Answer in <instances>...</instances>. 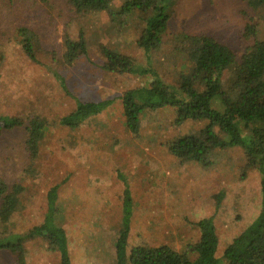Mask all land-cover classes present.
<instances>
[{"label":"rangeland","instance_id":"1","mask_svg":"<svg viewBox=\"0 0 264 264\" xmlns=\"http://www.w3.org/2000/svg\"><path fill=\"white\" fill-rule=\"evenodd\" d=\"M123 1L113 0L111 13L78 18L68 0H49L47 5L40 0H0V116L25 124L36 117L45 128L33 165L25 150V127L0 137V180L23 188L17 212L0 224V238L3 243L18 239L26 264H59L43 240L25 237L42 223L46 195L57 185L55 223L66 233L72 264H112V242L126 216L127 250L166 245L192 262L190 247L199 238L198 222L212 220L216 257L221 258L226 245L257 215L259 173L246 167L239 146L211 150L199 163H182L167 146L185 136L202 138L207 122L189 120L176 126L174 108L164 107L142 113L139 131L131 134L119 97L152 79L180 93V80L193 66V49L181 35L213 37L239 56L251 44L242 35L250 17L257 24L256 38L264 41V5L256 7L252 0H178L164 42L145 54L137 44L142 20L132 13L119 16ZM19 28L29 32L24 39L18 36ZM80 34L85 55L75 65L63 66L65 37L76 41ZM25 40L35 63L26 55ZM105 51L127 58L141 75L111 71L112 54ZM148 68L156 77L142 73ZM52 74L64 78L67 91L83 102L113 103L77 128L61 127L58 120L74 110L75 102L56 86ZM224 75L225 85L233 81L232 68ZM125 196L129 209L123 207ZM13 263L9 253H0V264Z\"/></svg>","mask_w":264,"mask_h":264},{"label":"trees","instance_id":"2","mask_svg":"<svg viewBox=\"0 0 264 264\" xmlns=\"http://www.w3.org/2000/svg\"><path fill=\"white\" fill-rule=\"evenodd\" d=\"M44 5L49 0H40ZM113 0H68L69 6L78 18H84L96 12L107 11ZM178 0H124L120 4L118 15L126 17L132 13L142 20L138 47L143 53L158 50L164 42L168 30L171 11ZM256 7L264 5V0H252ZM141 15H144L141 17ZM143 18V19H142ZM141 22V21H140ZM24 39L29 34L26 28L17 30ZM257 24L253 19L243 30V38L251 41L238 56L227 46L213 37L181 35L185 45L193 49L192 71L180 80V93L172 91L159 80H151L146 86L125 91L120 98L121 113L125 129L136 134L140 129V116L145 111H156L164 107L175 110V125L186 121H206L201 133L202 138L185 136L170 143L168 152L180 162L199 163L211 150L239 146L244 155L246 167L259 173V194L257 215L237 237L228 243L221 258L216 257L218 237L211 219L197 223L200 234L198 241L190 247L194 261H189L187 254L179 253L169 246L149 247L138 245L127 250L129 238L128 216L116 239L112 242V264H264V41L256 38ZM23 46L30 61L36 62L28 40ZM65 53L62 54L63 66H73L85 55L84 37L80 34L76 41L65 37ZM109 52V51H105ZM104 52V53H105ZM111 71L117 74L138 73L130 60L115 52H109ZM232 68L233 81L225 85L224 71ZM143 74L155 72L146 69ZM141 75V74H140ZM56 86L61 87L69 97L66 80L52 74ZM180 96V97H179ZM75 108L68 115L58 120L61 127L69 129L79 127L90 117L100 114L112 103V100L83 102L75 97ZM220 107H217L218 104ZM213 103L216 105L214 107ZM25 127V150L33 165L39 156V141L44 136L43 123L33 118L26 124L19 118H1L0 137L4 132ZM219 134L226 137L222 139ZM60 185L52 187L47 193V207L41 224L25 233V237L43 240L48 249L55 252L59 264H72L69 254L68 239L64 229L55 223L58 213ZM23 188L20 185L9 186L0 180V224L8 223L20 206L19 196ZM129 198L123 199V207L129 209ZM0 238V253H9L14 258L13 264H26L21 242L3 243Z\"/></svg>","mask_w":264,"mask_h":264}]
</instances>
